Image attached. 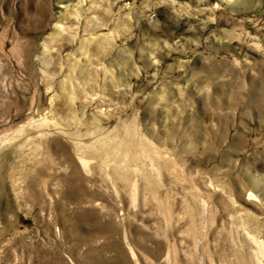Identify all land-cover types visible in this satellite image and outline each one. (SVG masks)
<instances>
[{"label": "rangeland", "instance_id": "1", "mask_svg": "<svg viewBox=\"0 0 264 264\" xmlns=\"http://www.w3.org/2000/svg\"><path fill=\"white\" fill-rule=\"evenodd\" d=\"M0 264H264V0H0Z\"/></svg>", "mask_w": 264, "mask_h": 264}]
</instances>
